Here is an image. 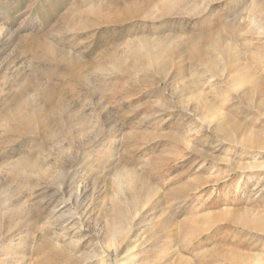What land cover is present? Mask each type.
I'll use <instances>...</instances> for the list:
<instances>
[{"label":"rangeland","instance_id":"rangeland-1","mask_svg":"<svg viewBox=\"0 0 264 264\" xmlns=\"http://www.w3.org/2000/svg\"><path fill=\"white\" fill-rule=\"evenodd\" d=\"M184 1L0 0V264H125L144 243L140 264H264V0ZM163 42L180 54L160 74ZM32 88L63 124L8 112ZM140 201L126 248L94 257Z\"/></svg>","mask_w":264,"mask_h":264},{"label":"bare ground","instance_id":"bare-ground-1","mask_svg":"<svg viewBox=\"0 0 264 264\" xmlns=\"http://www.w3.org/2000/svg\"><path fill=\"white\" fill-rule=\"evenodd\" d=\"M189 1V0H188ZM204 1V0H203ZM206 1H208V0H206ZM211 1V0H210ZM209 1V2H210ZM173 2H177V3H182V5H183V3L184 2H187V1H184V0H169V2L168 3H173ZM196 2H198V1H196ZM168 3L167 4H165L166 6H163V11L167 8V6H168ZM190 3V2H189ZM201 3V2H200ZM185 4H187V3H185ZM207 4H209V3H207ZM199 5V4H198ZM172 6V5H171ZM170 5H169V7H171ZM200 6V5H199ZM201 6H203L202 4H201ZM89 7V6H88ZM181 7V6H180ZM186 7V6H185ZM191 8V11H192V9H196V4H194L193 3V7H190ZM206 7H204V9H205ZM88 9H90V8H88ZM169 9V8H168ZM197 10V9H196ZM201 10V9H200ZM200 10H198V11H200ZM202 10H203V8H202ZM201 10V11H202ZM186 13V12H185ZM193 13V12H192ZM194 15V14H193ZM209 18V17H208ZM107 19V18H106ZM106 21H108V20H105V22ZM118 22H120V21H118ZM255 23V22H254ZM213 30V29H212ZM238 30V29H237ZM262 32V31H261ZM260 33V32H259ZM263 33V32H262ZM209 34V33H208ZM258 35H260V34H258ZM204 38V37H203ZM147 39V38H146ZM200 39V38H199ZM162 40V39H161ZM164 43V42H163ZM156 44H157V42H156ZM161 45V44H160ZM163 45V44H162ZM209 46L211 45V44H208ZM157 46H159V45H157ZM160 47V46H159ZM51 48V47H50ZM158 48V47H157ZM171 48V47H170ZM170 48H168L167 47V44H165L164 43V45H163V47L161 48H158V50H153V51H151V55L152 56H154L155 58H159V56L161 57V55H160V52L159 51H161L162 50V52L164 51V53L166 54L165 56L166 57H164L163 59H161V63H163V64H161L162 66L160 67V70H158L157 72H159L160 74H163V72L167 69V66L169 65V63H170V60L171 59H173V55L174 56H176V59H177V55H179L180 54V51L179 50H173V49H170ZM173 50V51H172ZM50 51H52V50H50ZM54 51H55V49H54ZM59 51V50H58ZM178 51V52H177ZM56 52H57V50H56ZM63 52V51H62ZM68 55V54H67ZM66 55V56H67ZM66 56H65V58H66ZM69 56H72V55H69ZM68 56V57H69ZM57 57H60V56H58L57 55ZM62 57V56H61ZM74 57V56H73ZM171 57V58H170ZM59 59V58H58ZM72 59V58H71ZM64 60V59H63ZM67 60H70V59H67ZM76 61V60H75ZM74 61V62H75ZM77 63V62H76ZM68 64V63H67ZM66 64V65H67ZM73 64V63H72ZM77 65V64H76ZM73 67V66H72ZM67 69H68V66H67ZM68 71H70V70H68ZM76 71V70H75ZM87 69H84V66L83 65H81L80 66V68L77 70V72H76V76H75V78L77 79V80H80V81H82L83 83H84V85L86 84L87 86L88 85H90V84H88V83H86V79H88V77H87ZM72 72V71H71ZM69 73V72H68ZM73 73V72H72ZM75 73V72H74ZM111 74V73H110ZM72 76V75H71ZM73 76H74V74H73ZM165 76V75H164ZM86 80V81H85ZM20 81V80H19ZM34 82V81H33ZM37 82V81H36ZM24 83V82H23ZM31 83V82H30ZM38 83V82H37ZM36 83V84H37ZM33 84V83H32ZM92 84V83H91ZM34 85V84H33ZM35 86V85H34ZM41 87H42V85H41ZM45 87V86H44ZM43 87V88H44ZM90 87V86H89ZM189 87V86H188ZM42 88V89H43ZM181 88V87H180ZM190 88V87H189ZM23 89V88H22ZM37 89V88H36ZM21 90V89H20ZM40 91H41V88H40ZM45 91V90H44ZM43 91V92H44ZM192 91V90H191ZM20 92V91H19ZM36 92H37V90L35 91V88H34V90H33V88H32V92H30V90L28 91V90H26V89H24V91H22L21 93H20V95H19V97H17V99L19 98V100H18V103H16L17 101H15V103L16 104H14V105H12V107L9 109V107H10V105H9V107H7L10 111H8V112H10L11 113V115L15 118V119H17V121H19V123H25V124H30V122H33L34 120H35V122H36V120H37V124L38 125H45L46 127H48L49 125H51V123H52V117H53V115L54 114H57L58 115V120L57 121H62V124H63V122L66 120L65 118H66V116H67V114L68 113H65V111H64V108H65V106H67V105H63V103H62V97L60 96V94H58L59 92H57V93H55V94H53L54 92L53 91H50L49 89L47 90L46 89V91L44 92V97H45V99H43V100H41V97L39 98V99H37V97H38V95H37V97H36ZM188 92H190V91H188ZM194 92V91H193ZM16 94V93H15ZM38 94V93H37ZM40 94V93H39ZM42 94V93H41ZM175 94V93H174ZM43 95H40V96H43ZM181 96V95H180ZM191 96V95H190ZM15 97V98H16ZM43 98V97H42ZM48 98H50V99H57V102H55V101H53L52 103V105L51 106H53V108L51 107V109H47V107H46V102H48L49 101V99ZM16 100V99H15ZM45 100H46V102H45ZM64 102V101H63ZM43 103V104H42ZM66 103V102H65ZM67 104V103H66ZM71 106V105H70ZM41 108V111H40V108ZM43 107V108H42ZM46 107V108H45ZM24 108H26V110L24 109ZM70 110H72V109H70ZM74 110V109H73ZM76 111V110H75ZM53 112H54V114H53ZM77 112V111H76ZM75 113V112H74ZM5 114V113H4ZM9 114V113H8ZM43 115V117L42 116H40V115ZM7 115V114H6ZM5 115V116H6ZM76 115V114H75ZM78 115V114H77ZM76 115V116H77ZM8 116V115H7ZM81 116V115H80ZM10 118V117H9ZM77 118H79V117H77ZM83 118H81V120H82ZM29 120H30V122H29ZM74 120H75V118H74ZM10 121H12V120H10ZM15 121V120H14ZM13 121V122H14ZM70 121V120H69ZM80 121V120H79ZM8 122H9V120H8ZM34 122V123H35ZM67 122V121H66ZM15 123V122H14ZM58 123V122H57ZM60 123V122H59ZM11 124V123H10ZM61 124V123H60ZM5 125V124H4ZM31 126H33V124L31 125ZM24 127V126H23ZM36 127V126H35ZM31 128V127H30ZM29 128V129H30ZM33 129V128H32ZM49 130V129H48ZM84 130V129H83ZM46 131V130H45ZM26 132V131H25ZM31 132H33V130H31ZM51 133V132H50ZM42 134V133H41ZM60 135V134H59ZM54 136L56 137V139H57V141H56V144L58 143H60V145H59V149H62L63 148V145L61 144V142H62V138H60L59 136H57V133H55L54 134ZM10 140V139H9ZM72 143V142H71ZM73 152V151H72ZM63 156V155H62ZM70 156V155H69ZM64 157V156H63ZM21 158H23V157H21ZM74 159V158H73ZM31 167H33V168H37L36 166H34V164H32V163H28L26 160H21V159H18L15 163H13L12 164V168H16V169H19V170H22V171H27V169L28 168H31ZM13 170V169H12ZM89 170V169H88ZM25 173V172H24ZM123 174V173H122ZM131 174V173H130ZM67 178V177H66ZM117 178V182H118V185L119 186H121L122 185V183H123V178H122V175L121 176H117L116 177ZM143 184V183H142ZM122 187V186H121ZM142 188H144V187H141V189ZM155 188V187H154ZM136 189V188H135ZM151 189H153V188H150V187H146L145 189H143V191L141 192V195L143 196V197H148L149 196V193L151 192ZM136 192V191H135ZM154 192H156V191H154ZM153 195V194H152ZM132 198H133V196H132ZM136 198V197H135ZM151 198V197H150ZM149 199V198H148ZM133 201V200H132ZM140 203H141V201H140ZM128 204V203H127ZM135 204V203H134ZM134 204H132L131 203V205L129 206L128 205V210L127 211H122V210H120L119 208H118V210H117V219H116V221L114 222V223H112V224H108L107 225V227L105 226V228H107V230H106V232L104 233V235L101 237V240H100V242L98 243V241L93 245V246H98V247H100V248H95V251H93L94 252V257H97L98 259H99V255L100 254H102L103 252H106L107 254H109L110 253V250H112L113 252H114V254H117L116 252H117V250H118V247H120V246H122V245H125V247L124 248H126V243H127V241H128V234H127V232L129 231V229L131 228L130 226H131V221L135 218V217H137V215L138 214H140V212H142L143 211V207H144V204L143 203H141V206H139V207H136ZM12 206V205H11ZM124 207V206H123ZM127 207V206H126ZM116 208V207H115ZM15 209V208H14ZM33 209V208H32ZM12 210V209H11ZM125 210V209H124ZM17 212V211H16ZM21 213V212H20ZM152 213V212H151ZM115 219V218H114ZM150 220V219H149ZM26 221V220H25ZM112 222V221H111ZM147 224V223H146ZM80 225V224H79ZM15 227V226H14ZM166 227H169L168 226V219H161V220H159L158 221V229H166ZM174 228V227H173ZM159 230V231H160ZM42 232V231H41ZM35 233V232H34ZM130 234V233H129ZM35 235V234H34ZM35 237V236H34ZM44 237V236H43ZM154 237V236H153ZM63 239V238H62ZM147 239V238H146ZM161 240V242L163 243L164 241H165V238H160ZM47 240V239H46ZM42 241V240H41ZM144 241V240H143ZM147 243H149L148 241H149V239H147V240H145ZM144 241V242H145ZM167 241V240H166ZM45 242V241H44ZM153 242V241H152ZM128 243H130V239H129V242ZM143 243V242H142ZM141 243V244H142ZM55 244V243H54ZM139 244V243H138ZM137 245V244H136ZM55 246H57V245H55ZM130 246V245H129ZM152 246H154L153 244H143V245H141V246H136V248H138V250L135 248H131V249H129V247H128V250H126L125 252H126V254H128V256H125V264H140V260H141V255H143V254H145L146 253V251L147 250H149V251H151V249H152ZM36 248V247H35ZM121 249H122V247H121ZM132 249H134L133 251H135V250H137V252H136V254H134V255H132L131 254V252H133L132 251ZM67 250V249H66ZM124 250V249H123ZM146 250V251H145ZM51 251V250H50ZM160 251V250H159ZM72 252V251H71ZM120 252V251H119ZM122 252V251H121ZM148 252V251H147ZM35 253V252H34ZM60 253V252H59ZM151 253V252H150ZM72 255V254H71ZM81 256V255H80ZM84 257V256H83ZM101 257V256H100ZM102 258V257H101ZM84 259V258H83ZM94 259V258H93ZM98 259H96V261H98ZM102 259H105V258H102ZM114 259H115V255H114ZM104 261V260H103ZM115 261V260H114ZM113 261V262H114ZM117 262V261H116ZM96 263V262H95ZM102 263H104V262H102ZM80 264V263H79ZM101 264V263H100ZM107 264V263H106ZM110 264H112V262L110 263ZM114 264H115V262H114ZM155 264V263H154Z\"/></svg>","mask_w":264,"mask_h":264}]
</instances>
